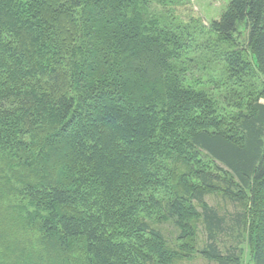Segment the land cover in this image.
<instances>
[{
    "label": "trees",
    "instance_id": "1",
    "mask_svg": "<svg viewBox=\"0 0 264 264\" xmlns=\"http://www.w3.org/2000/svg\"><path fill=\"white\" fill-rule=\"evenodd\" d=\"M154 2L165 0H0V154L50 172L18 189L30 229L45 244L81 242L87 264H170L180 251L136 213L150 205L180 239L195 238L191 220H201L208 243L197 252L240 264L216 243L225 217L204 204L221 191L237 208L233 227L247 230L252 264H264V0H228L218 18L191 31L153 14ZM240 25L245 46L216 55L226 90L254 72L262 78L248 79L254 97L245 108L187 77L193 32L237 45ZM165 151L175 153L173 164L202 151L212 171L185 165L176 177L162 163ZM163 171L175 181L172 198L144 199L146 186L163 185Z\"/></svg>",
    "mask_w": 264,
    "mask_h": 264
},
{
    "label": "rangeland",
    "instance_id": "2",
    "mask_svg": "<svg viewBox=\"0 0 264 264\" xmlns=\"http://www.w3.org/2000/svg\"><path fill=\"white\" fill-rule=\"evenodd\" d=\"M228 0H165L164 5L154 2L152 6L153 14H166L167 19L176 21L179 28H189L190 31L198 29L201 26H208V24L218 18L221 12L225 9ZM187 28V29H188ZM239 32L234 34L237 45L229 44V42L217 39L214 34H198L193 32V39L196 37L197 44L190 50L189 57L190 66L187 67L185 74L190 78L188 84L195 86L197 89L203 88L205 92L215 100L229 99L230 102L236 103L241 101L245 108V101L254 97V94H249L247 87H251L248 79L253 78L257 83L261 81L260 75L256 72L252 77H247L246 84L241 88L233 86V82L228 83L227 90L221 79L224 78L222 61L216 55L225 49L245 46L246 42V29L243 25L238 27ZM243 56L252 60L248 51L242 52ZM183 57V56H182ZM180 58L186 63L185 60ZM174 64L180 63L173 61ZM197 81L203 84H196ZM215 83L220 85L218 90H214ZM261 84H259L260 86ZM233 87V88H232ZM262 101V98L261 100ZM235 113V109H230ZM42 134H39L35 140L37 141ZM173 148V147H172ZM20 153L25 154L20 150ZM163 158V165L168 168L175 166L176 177L185 171L187 167H194L196 169H204L212 171V164L204 152H190L186 156L185 161L182 157L176 159L172 163V155L170 152ZM20 154V155H22ZM26 155V154H25ZM193 155H195L193 157ZM23 157V156H22ZM37 161L43 158L37 156ZM171 157V158H170ZM15 160L0 154V264H87L86 256L83 252V245L79 241H71L66 247H59L53 240H46L47 244L42 242V238L30 229L32 223L30 222L31 207L27 201L22 200L18 195V189L25 181H30L37 176L42 177L44 174H49L47 167L30 166L28 168L18 167L14 163ZM167 171L160 172V178L163 185L159 186H146L144 199L148 195H153L162 203L172 198L174 191L175 181L169 180ZM50 175V174H49ZM54 179L60 180L58 170L54 173ZM222 175V174H220ZM30 177V178H29ZM222 177V176H221ZM194 181V177H189L187 180ZM148 189V190H147ZM147 200H144V202ZM141 204V203H140ZM144 204V203H143ZM204 204L214 208L219 215L225 217V228L216 234V243L222 252L235 250L238 254L240 264H252L251 250L247 241V230L233 227L232 216L235 212V207L231 202L222 196L221 191L206 194L204 196ZM196 205L200 211L201 206ZM240 209V207H238ZM29 213V214H28ZM138 216L147 215L150 225L154 228H159L169 245L173 249H177L179 255L174 258L170 264H216L215 261L204 258L198 249L204 247L207 243V234L203 227L201 220L192 219L191 222L195 226V238L188 235L184 239H180L179 227H176L168 219L159 208H153L150 205L147 207L140 206L139 211L136 212ZM132 217V216H129ZM230 225L233 229H230ZM44 246V248H43ZM193 249V250H190ZM182 251L186 254L180 255Z\"/></svg>",
    "mask_w": 264,
    "mask_h": 264
}]
</instances>
